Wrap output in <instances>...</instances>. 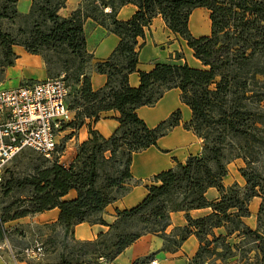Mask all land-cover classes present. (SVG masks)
I'll use <instances>...</instances> for the list:
<instances>
[{
    "label": "trees",
    "instance_id": "1",
    "mask_svg": "<svg viewBox=\"0 0 264 264\" xmlns=\"http://www.w3.org/2000/svg\"><path fill=\"white\" fill-rule=\"evenodd\" d=\"M88 1L94 6L92 14L77 9L62 18L58 11L65 0H31L24 15L16 10L17 0H1L0 22L19 19L25 25L15 36L0 31V67L13 66V46L40 56L48 74L52 62L48 55H56L61 68L58 76L64 74L67 85L71 80L78 86L69 108L74 120L68 125L79 129L88 120L89 138L78 146L68 166L59 162L61 150L57 148L50 160L40 156L44 161L31 174L9 180L3 196L21 189L29 195L2 208L0 224L58 209L62 245L66 247L69 238L78 249L68 257L61 254L56 264H109L147 234L161 238L162 251L172 253L190 235L195 236L198 249L188 264H201L203 257L215 258L219 264H264V229L259 225L264 213V177L253 166L258 155H264V0ZM129 4L136 7L135 13L127 21L117 20L118 10ZM106 8L109 12L104 13ZM196 8L209 12L208 36L195 38L188 29V18ZM157 16L186 43L203 68L158 63L150 72H139V85L132 88L128 77L136 72L137 39ZM89 17L119 38L110 57L95 65L96 72L106 76L105 85L96 91L90 84L92 55L86 51L83 33ZM170 89H178L181 102L189 107L191 119L183 127L202 139V152L154 176L152 184L145 185L146 197L131 209L116 210L115 221L106 224L101 218L104 209L129 191L132 155L156 146L160 137L180 124L179 110L154 128L147 127L135 112L153 107ZM106 111L119 113V126L109 138L91 128ZM226 151L245 164L240 170L243 188L222 183L227 174ZM209 188L219 193L217 201L206 199ZM70 191L75 198L63 199ZM254 197L261 199L255 230L244 223ZM205 208L211 209L208 216H189V211ZM174 212H183L187 224L167 234ZM82 223L104 225L108 230L93 241H77L73 230ZM219 227L225 228V236L213 233ZM249 244L253 247L247 248ZM153 258L154 254L133 264Z\"/></svg>",
    "mask_w": 264,
    "mask_h": 264
},
{
    "label": "crops",
    "instance_id": "2",
    "mask_svg": "<svg viewBox=\"0 0 264 264\" xmlns=\"http://www.w3.org/2000/svg\"><path fill=\"white\" fill-rule=\"evenodd\" d=\"M81 3L82 0H65L64 7L58 11V15L62 18H68L72 12L79 9ZM30 6L31 0H17L16 10L24 15L28 13ZM135 11V6L125 5L118 10L116 19L127 21ZM103 12L107 13L109 9L106 8ZM188 29L195 38L208 36L211 29L209 12L204 8L192 10L188 18ZM83 33L86 51L92 55L88 67L90 84L92 90L96 91L105 85L106 76L98 74L95 65L106 61L110 57L119 43V38L91 17L84 21ZM135 49L138 51L136 72L128 77V84L132 88L139 85V72H150L155 64L175 62L176 64L186 63L190 66L197 63L192 50L187 47L182 39L166 27L160 16L152 19L150 25L144 30V36L137 39ZM12 50L16 55V59L13 66L7 67L4 71V77L8 78L6 80L13 82V78H15L18 81L16 86H19L23 83H33L46 79L44 62L40 56L28 54L21 46H13ZM177 56H180V59H177ZM177 110L180 111V124L165 136L160 137L156 142V146L132 155L129 167L132 182L129 191L104 209L101 218L106 224H112L115 221L116 210L123 211L138 205L147 195L145 185H151L154 176L174 168L176 162L184 164L190 156L201 154L202 140L192 131L183 127L185 123L190 121L191 111L188 106L181 102L178 89L166 91L154 107H140L135 112L147 127L154 128ZM73 117L74 113H71V118L73 119ZM118 117L119 113L117 111H106L102 113L101 118L96 123L91 124V128L102 137L109 138L119 126ZM88 123L89 121L86 120L85 124L76 131L60 130L58 132V138L61 139L59 142L61 150L60 163L68 166L74 160L78 146L88 140ZM232 165L236 166L235 171L233 172L228 167V173L222 183L224 187H229L233 183L243 187L245 185L244 180L238 172V169L241 168V162L237 160ZM75 196V192L70 191L63 199H74ZM205 197L208 201H217L220 195L216 189L209 188L205 193ZM260 204L261 199L258 197H254L248 203L249 217L244 219V223L250 229L255 230L257 227L256 216ZM210 213L211 209L209 208L195 209L189 211V216L197 219L206 217ZM58 215V209H52L24 217L21 223L25 225L24 228L30 236L28 240L31 239L33 243H37L39 240L41 242L51 238L52 234L46 228L47 226H53L54 234L62 237L63 230L57 225ZM186 224L183 212L171 213L166 233L169 234L174 228L184 227ZM107 230L108 227L104 225L82 223L74 227L73 236L77 241H93L98 234L105 233ZM213 233L216 236H225L226 230L224 227H219L213 229ZM229 241L232 242L233 238ZM163 245L164 242L161 238L152 234L144 235L109 264H133L137 260H142L152 254H154V258L145 264H188L198 249V241L193 235H190L176 252L162 251ZM0 264H26V262L15 260L11 263L0 260Z\"/></svg>",
    "mask_w": 264,
    "mask_h": 264
},
{
    "label": "built area",
    "instance_id": "3",
    "mask_svg": "<svg viewBox=\"0 0 264 264\" xmlns=\"http://www.w3.org/2000/svg\"><path fill=\"white\" fill-rule=\"evenodd\" d=\"M68 93L64 74L0 89V182L9 164L25 150L52 158L57 149L55 134L70 121ZM20 255L40 260L43 247L30 245Z\"/></svg>",
    "mask_w": 264,
    "mask_h": 264
},
{
    "label": "rangeland",
    "instance_id": "4",
    "mask_svg": "<svg viewBox=\"0 0 264 264\" xmlns=\"http://www.w3.org/2000/svg\"><path fill=\"white\" fill-rule=\"evenodd\" d=\"M0 5H1V0H0ZM93 8H94V6L89 4L88 0H82V3L79 7V9H81L85 13H89V14H92L91 10ZM95 16L100 18V20L102 19L101 15L98 12L95 13ZM102 21H105V20L103 19ZM24 25L25 24H23L22 20H19V19H16L15 21H8V20L4 21L3 20L0 22V31L9 33L10 35L15 36L18 28L23 27ZM48 56L51 58L52 62L49 65V74L46 72V79L47 78H54V77L58 76V74L61 70L60 63L56 62L57 56L53 55L52 53H50ZM0 59H1V57H0ZM182 64H184V63H182ZM44 67H45V64H44ZM189 67L196 68V69H202L203 68L201 63L198 60H197V63H195V65L191 64ZM5 69H7V67H0V89H8V88L16 87V85L18 84V81L15 78H13V82L12 81L9 82V80H6L8 78L4 77ZM45 70H46V68H45ZM33 79H35V78H33ZM68 86H69V93H68L66 105H67L68 112L70 115V121H68L66 124H63L62 128L59 129L55 134L56 135L57 148L60 147L59 142L61 139L58 138V136H59L58 132L60 130H66L68 132H71L70 130H75V131L78 130V129H74L68 125L69 123H72L74 120V117H73V119L71 118V113H74V112L71 111L69 108L72 106V102L76 98L75 90L78 88V86L74 85L71 80L68 81ZM74 115H75V113H74ZM204 133H205V130L203 132H201V134H204ZM212 134H214V133H212ZM234 154L235 153H229V151H226V157L228 159V163L226 165L227 173H228V167H230L233 172L235 171L236 166H233L232 164L235 163L237 160H239V162H241V168L238 169V172L240 174V170L245 167V164L241 158H235ZM43 161L44 160L39 155H37L36 153L31 152L29 150H25V151L21 152L17 157H15L14 160L9 164V166L7 167V170L2 174L1 182H0V214H1L2 208L7 206L8 204H10L11 202L29 195V191L27 189H21V190H13L7 196H3V192L5 191V184L9 180L21 179L24 176L31 174L34 166L37 164H40ZM253 166H254V169L261 174V177H264V155H262V153L258 155V162L256 164H254ZM240 176H241V174H240ZM130 184L128 185V187L130 186ZM233 184H237V183H233ZM244 184H245V181H244ZM232 185H230V186H232ZM243 187H240V188H243ZM22 219L23 218H20V219L11 221V222L0 224V260H2V261L5 260V262H11V263H13L16 260L19 262H26V264H56L57 262H59L61 254L68 257L69 253L71 251L76 252V250L78 249V247L75 246V244L72 241H70L69 238L64 243L66 245V247H63V245H62L63 235H62V237L55 235L54 229L52 228L53 226H50V227L47 226L46 228L49 231H51L52 237L47 238L46 240H43L41 242H40V240L37 243L35 242L36 244H39L43 247V251H44L43 257L40 260L24 259L20 255L21 251H23L26 247H28L30 245H34L35 243H33L31 241V239L28 240V238L30 236L28 235V232L24 228L25 225L23 223H21ZM256 223L258 225L257 216H256ZM259 225L262 229H264V213H262L260 216ZM134 228L137 230L138 227L134 226ZM131 230H134V229L132 228ZM116 232L117 231H113L112 234H114ZM252 247H253L252 244H249L247 246V248H252ZM169 253H171V252H169ZM201 262H202L201 264H219V262L216 261L215 258L205 259V257H203Z\"/></svg>",
    "mask_w": 264,
    "mask_h": 264
}]
</instances>
